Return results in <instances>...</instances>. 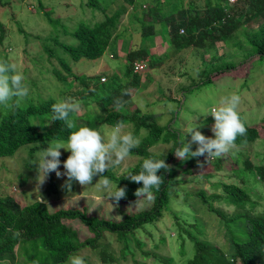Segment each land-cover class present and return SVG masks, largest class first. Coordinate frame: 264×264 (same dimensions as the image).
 Listing matches in <instances>:
<instances>
[{
  "label": "rangeland",
  "instance_id": "1",
  "mask_svg": "<svg viewBox=\"0 0 264 264\" xmlns=\"http://www.w3.org/2000/svg\"><path fill=\"white\" fill-rule=\"evenodd\" d=\"M92 1L93 3L86 4V0H0V61L15 64L17 71L22 73L25 78L23 83L29 89V95L19 105L34 103L41 97L47 96L63 101V91L72 89L75 84L73 78H69L65 82H59L55 78L54 69H59L63 75L66 74L55 58L49 59L45 50H52L55 55L63 58L73 74H78L81 78L90 77L92 89L98 88L88 98V106L80 108V111L77 112L80 124L86 123L85 111L91 107L96 108L95 99L108 88V79L111 81L112 76H121L123 73L126 64L124 56L128 51L124 49L130 45L129 41L134 42L132 47L146 46L147 53L155 54L153 55L155 59L163 53H169L170 56L173 54L174 49L169 44L166 26L163 23L158 25L157 32H154L153 37L144 38L138 34L139 30H136V27L139 24L132 19V13L139 17L142 11L147 10L148 3L153 2L151 0H136V3H139L137 9L123 15L117 25L118 40H121L120 36L123 34L131 32V37H127L128 43L118 41L120 57L113 52L117 57L113 59L112 51L114 50L109 47L97 60L73 61L63 53L56 43L75 44L71 33L80 22L93 24L101 16L97 7H106L108 11L113 12L119 3L118 0ZM198 1L201 4L204 3L203 0ZM260 24V21L257 20L245 27L242 32L252 31ZM240 49L246 50V46L244 34L238 31L224 43L217 42L210 49L189 48L180 50V52L174 51L176 55L173 58L171 57L170 60H165L163 64L157 65L154 69L142 73V83L138 91L133 94L132 102L125 104L122 111L126 114H131L135 109L149 111L148 113L155 118L154 122L165 127L164 134L168 136L176 134L180 142L177 148L181 146L184 138L185 142L191 140V134H187L185 131L189 127L196 126V123L201 125L198 130L203 135L215 138L212 132L215 123L214 117L208 113L212 108L220 106L222 99L232 94L240 95L241 103L238 109L242 112L247 123H259L264 116V60L252 63L251 73L247 79L225 76L215 81H206L202 86H198L205 81L210 73L216 71V69L212 71L211 65L203 62L205 58L208 59L213 54H222L225 57L219 61L221 64L226 62L237 64L243 59V57L240 59L237 57L243 52ZM250 51L251 55L254 54L252 49ZM201 60H203V65ZM217 67L215 65V68ZM220 68H225V64ZM99 76L106 79L105 83L98 82ZM26 99L29 100L27 103ZM94 111L95 109L90 110L92 114L95 113ZM87 120L92 125L96 124L91 117ZM126 126L125 131L132 133V127ZM40 127L43 125L40 124ZM113 128L106 124L95 126V130L104 136L105 141ZM144 136L137 137L142 142L146 141L143 139ZM52 142L56 141L46 144L49 146ZM61 142L65 147L67 146V142ZM192 146L197 145L193 144ZM30 147V145L23 146L12 157L0 158V196L10 197L15 204L42 201L50 211L57 208H86L89 216L111 221H118L125 215L152 208V203L145 208H135L136 201L116 205L111 198L107 200L105 193L108 189L99 186V180L104 178L100 176L94 177L90 186L83 187L74 181L71 191H64L63 185L66 176L62 175L58 178L55 174V187L52 191H47L46 180L40 184L41 178H37L38 164L36 163L41 159L44 150L36 152L32 169H30L27 166ZM173 147L174 142L171 141L168 144L154 145L149 151L152 154L160 155L168 153ZM195 149L192 147V150ZM60 151L64 155L71 154L63 148ZM238 152L244 153V157L252 165L260 164L264 162V141L260 140L242 147H235L229 153L234 155ZM138 161L140 158L129 155L124 162L118 166L110 167L108 171L118 176L132 169ZM175 162L173 170L182 183L177 187V190L182 192V196L179 195L178 200L180 197L182 200L172 201L171 206L174 205L173 211L178 212L176 215L179 218L180 230L176 229L172 215L166 214L158 222L153 221L145 225L132 237L133 240L136 236L138 237L144 245L142 248L136 247L130 241V246H127L126 251L123 252L122 243L117 237L107 233L102 236L97 248H83L74 255L82 256L86 264H165L164 260H158L155 256L172 258V264H185L186 260L192 256L193 250L189 241L181 245L182 240L179 236L185 238L187 232L195 235L197 230L203 232V235H199L200 238L227 251V240L224 237L223 226L220 225L219 218L204 209L197 193L201 190H205L208 194L220 193L221 188L216 186V182H233L237 180L235 174H241V171L238 170L235 174L225 172L227 170L215 171L214 162L211 159L207 161L206 154L185 161L176 158ZM210 165L212 166L210 167L211 171L208 172ZM59 171L61 173L65 171L62 160ZM247 178L249 182L244 185L245 188L257 187V190L260 189L258 180L253 174H247ZM110 182L111 188L114 190L116 184ZM14 189L17 191L13 192ZM215 206L217 209L231 214V210L225 205L220 206L215 203ZM262 207H258L257 211H262ZM66 225L77 232L80 241L89 237L87 229L79 221H67ZM34 245L35 242L31 241L19 243L13 253L3 256L0 264H28L23 253L35 255V261H41L46 253L37 248L32 249ZM101 251H105L106 254H102Z\"/></svg>",
  "mask_w": 264,
  "mask_h": 264
},
{
  "label": "trees",
  "instance_id": "2",
  "mask_svg": "<svg viewBox=\"0 0 264 264\" xmlns=\"http://www.w3.org/2000/svg\"><path fill=\"white\" fill-rule=\"evenodd\" d=\"M118 1V6L113 12L108 11L106 7H97L101 16L95 23L80 22L71 33L75 44L57 42L56 45L75 62L81 59L97 60L101 58L110 47L112 40L118 37L116 34L118 32L117 25L121 17L130 11H135L139 4L136 3V0ZM203 1L204 3L201 4L198 0H164V2L163 0H151L153 3H148L147 10L142 11L139 17L132 13V19L139 24L136 30H139L140 36L144 38L153 37L155 26L163 23L166 26L169 44L176 52L189 48L210 49L215 43H224L241 31L244 34L246 50L240 49L243 52L239 56L237 54L235 56L239 59L243 57V59L236 60L237 64L227 62L221 64L219 61L225 56L213 54L208 59L201 60V62L211 65L212 71L215 69L216 71L210 73L205 81L198 86H202L206 81H215L225 76L247 79L251 73L252 63L264 60V0H236L234 5H230L227 0ZM88 3H93V1L86 0V4ZM256 19H260L262 24L252 31L242 32ZM181 30H183V34H180ZM133 44L134 42L126 52V64L121 76L114 75L111 81L108 79V88L95 99L96 108L91 107L85 111V116L83 115L85 124L78 122L80 117L77 112L70 113L69 116V119L74 121L75 128L69 129L65 121H54L52 106L61 101L54 97H41L34 103H27L29 100L26 99L27 104L25 103L26 105L23 106L13 102H9L7 106L0 105V158L12 157L21 147L30 145L27 166L32 169L36 152L46 149L47 142H67L69 135L80 127L95 129L97 124L114 127L118 122L123 121L125 125L132 127V134L135 137L145 135L143 139L146 141H142L138 148L130 152L131 156L140 158V161L132 169L118 176L109 171L103 175L114 182L117 187L126 189V196L121 198L118 204L130 203L138 199L134 192L137 188L142 187V182L137 184L127 176L138 174L145 159H165L171 170L165 172L161 169L157 173L164 177V181L159 191L153 190L152 208L125 215L118 221H111L89 216L86 208H57L50 211L42 201L19 205L15 204L8 196H0V260L5 254L13 253L19 243L31 241L35 242L32 249L42 250L46 255L41 258V261H35V255L23 253L28 264H66L69 257L81 249L97 248L102 236L107 233L117 237L122 243L123 252L126 251L127 246H130V241L136 247L142 248L144 245L138 237L136 236L134 240L132 237L145 225L153 221L158 222L166 214L172 215L176 229L180 230L179 218L176 215L178 212L173 211L174 205L171 206L172 201L182 200L181 197L178 200V196H182V192L177 190L178 185L182 183L173 170L177 158L174 151L180 143L176 134H170L171 136L164 134L165 127L157 125L154 122L155 118L148 113L149 111L135 109L131 114H126L122 111L123 108L120 110L114 108L117 100H123L126 102L125 104L130 103L132 95L138 91L141 85L142 73L133 70L132 64L135 61L148 62V69L151 70L157 65L163 64L165 60H170L175 56V52L173 56L163 53L155 59L153 57L155 54L147 53L146 46L132 47ZM249 48L254 51V54L251 55ZM45 51L49 59L55 58L66 74L63 75L59 69H54L55 78L59 82L68 81L69 78H73L75 81L72 89L63 91L62 100L79 103L82 109L88 106V98L93 91L98 89H92L90 77L81 78L80 75L73 74L63 58L55 55L52 50ZM150 57L152 60L149 59ZM224 64L225 68L221 69L220 67ZM215 65L220 69L215 68ZM101 78L98 77V82L103 84L100 81ZM92 109H95L94 114H92L93 111L90 112ZM238 113L245 123L247 133L237 137L235 147H242L260 140L264 141V116L259 123H247L239 109ZM90 117L95 120V125L87 120ZM40 124L43 127H40ZM171 141L174 142V147L166 154L155 155L149 151L154 145L168 144ZM192 147L196 148L197 146ZM67 157L68 155L61 154L60 159L64 162ZM172 161L173 163H171ZM211 161L214 162L215 171L227 170L225 172L234 174L238 170L241 171V174H235L237 180L233 182H216V186L221 188L220 193L208 194L205 190L197 193L204 209L219 218L228 249L224 251L200 238L199 235H203L201 230H197L195 235L187 232V237L179 236L182 240L181 245L189 241L193 250L192 256L186 260L185 264H264V207H262L264 205V162L254 166L242 152L234 155L229 153L220 158L211 159ZM210 167L212 166L208 167V172L211 171ZM247 174H253L257 178L259 190L257 187L252 188L256 190L244 187L249 182ZM65 179L67 180V177ZM46 182L47 191H52L55 187V172L49 174ZM63 189L67 191L65 187ZM215 203L220 206L225 205L231 210V214L217 209ZM258 207H262V211H257ZM67 221H79L87 229L89 237L80 241L77 232L66 225ZM101 253L106 254L105 251H101ZM155 257L158 260H164L165 264H172L173 261L172 258Z\"/></svg>",
  "mask_w": 264,
  "mask_h": 264
},
{
  "label": "clouds",
  "instance_id": "3",
  "mask_svg": "<svg viewBox=\"0 0 264 264\" xmlns=\"http://www.w3.org/2000/svg\"><path fill=\"white\" fill-rule=\"evenodd\" d=\"M147 70H149L148 62L147 69L144 72ZM24 79L23 74L17 71L15 64L0 61V105L7 106L9 102L19 105L29 95V89L23 83ZM105 81L101 82L105 83ZM125 103L123 100H117L114 108L120 110ZM240 103L241 97L238 94H232L222 99L220 106L212 108L208 113L214 117L215 123L212 132L215 138L203 135L198 130L201 125L196 123V126L186 129L185 133L191 134V140L185 142L184 138L182 146L174 151L175 156L179 160L185 161L206 154L208 161L229 154L236 146L237 137L247 133L245 123L238 113ZM52 110L54 121H65L69 129L76 127L69 116L70 113L80 111L79 103L62 101L54 104ZM126 127L123 121L118 122L111 130L107 141L99 131L90 127H80L69 135L66 147L61 141L50 143L44 149L41 159L36 163L38 164L37 178H41L39 183L43 184L49 174L55 172L58 178L62 175L67 177L63 187L71 191L73 181L87 187L92 185L94 177H104L99 180V186L108 189L105 193L107 200L111 198L118 205L121 198L126 196V189L116 186L115 190H112L110 180L103 174L110 167L118 166L124 162L130 152L138 148L141 143L138 137L125 131ZM193 144L197 145L195 150H192ZM62 148L71 153L63 162L65 170L63 173L59 171L61 165L60 149ZM161 169L165 172L171 170L165 159L148 158L143 161L142 169L138 174L127 176L132 182L137 184L142 182V187L137 188L134 192V195L138 198L135 202V208H145L154 202L153 190L159 191L164 181V177L157 174ZM16 191V189L13 190V192ZM68 264H86V261L82 256L72 255L69 257Z\"/></svg>",
  "mask_w": 264,
  "mask_h": 264
},
{
  "label": "crops",
  "instance_id": "4",
  "mask_svg": "<svg viewBox=\"0 0 264 264\" xmlns=\"http://www.w3.org/2000/svg\"><path fill=\"white\" fill-rule=\"evenodd\" d=\"M260 21V23L262 24V22H261V20L260 19H256V20H254L253 22H251V24L252 23H254V22H256V21ZM158 25H160V24H158ZM158 25H156L155 26V33L157 32L156 31V29H157V27H158ZM138 34H139V32H138ZM140 35V34H139ZM117 38L116 39H113L112 40V42H111V44H110V49H113L114 51H112V54H113V52L118 56V57H120V52H119V50H120V48H118V46H119V44H118V41L120 40H118V38H119V34H117ZM127 37L128 38H130L131 37V32H128V33H126L125 35L123 34L122 36H120V38H121V40L119 41V42H123V43H126L127 42ZM130 40V39H129ZM130 42V45L132 44V40L131 41H129ZM136 42V41H135ZM128 43V42H127ZM130 45L127 47V48H125L124 50H128L129 49V47H130ZM186 50H188V49H186ZM177 52H180V51H177ZM172 53H174V51L172 52ZM151 54H153V53H151ZM114 55V54H113ZM172 56H173V54H171ZM175 55H176V53H175ZM174 57V56H173ZM172 57V58H173ZM112 58L114 59V58H117L115 55L114 56H112ZM124 58H125V56H124ZM142 83V82H141ZM167 90V89H166ZM182 90V89H181ZM132 99H133V95H132ZM131 102H132V100H131ZM130 102V103H131Z\"/></svg>",
  "mask_w": 264,
  "mask_h": 264
},
{
  "label": "built area",
  "instance_id": "5",
  "mask_svg": "<svg viewBox=\"0 0 264 264\" xmlns=\"http://www.w3.org/2000/svg\"><path fill=\"white\" fill-rule=\"evenodd\" d=\"M227 2L230 4V5H234L236 0H227ZM181 34H183V30L180 31ZM133 69H134V72H144L146 69H147V62L146 61H137V62H134L133 63ZM102 82L105 81L104 78L101 79Z\"/></svg>",
  "mask_w": 264,
  "mask_h": 264
}]
</instances>
